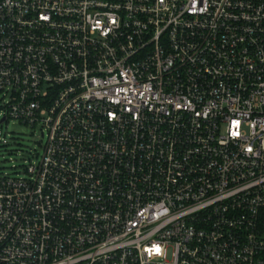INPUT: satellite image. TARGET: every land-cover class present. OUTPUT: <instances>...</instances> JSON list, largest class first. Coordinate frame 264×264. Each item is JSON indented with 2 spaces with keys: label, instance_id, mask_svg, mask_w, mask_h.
<instances>
[{
  "label": "built area",
  "instance_id": "2783aa9c",
  "mask_svg": "<svg viewBox=\"0 0 264 264\" xmlns=\"http://www.w3.org/2000/svg\"><path fill=\"white\" fill-rule=\"evenodd\" d=\"M0 264H264V0H0Z\"/></svg>",
  "mask_w": 264,
  "mask_h": 264
},
{
  "label": "rangeland",
  "instance_id": "374dc122",
  "mask_svg": "<svg viewBox=\"0 0 264 264\" xmlns=\"http://www.w3.org/2000/svg\"><path fill=\"white\" fill-rule=\"evenodd\" d=\"M2 126L1 135L9 142L6 145L0 143V171L23 174L32 153L40 154L42 151L40 127L18 121H9Z\"/></svg>",
  "mask_w": 264,
  "mask_h": 264
}]
</instances>
